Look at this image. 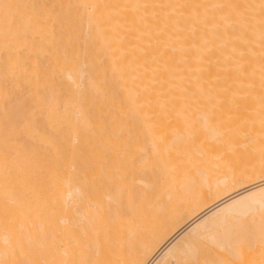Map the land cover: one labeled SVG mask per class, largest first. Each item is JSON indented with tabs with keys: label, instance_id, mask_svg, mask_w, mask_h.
Returning a JSON list of instances; mask_svg holds the SVG:
<instances>
[{
	"label": "bare ground",
	"instance_id": "bare-ground-1",
	"mask_svg": "<svg viewBox=\"0 0 264 264\" xmlns=\"http://www.w3.org/2000/svg\"><path fill=\"white\" fill-rule=\"evenodd\" d=\"M3 53L35 62L18 79L73 129L78 94L39 96L41 61L83 78L80 56L86 101L104 97L92 126L106 147L130 130L134 162L74 147L76 165L58 164L65 201L45 204L32 156L0 153V264H264V0H0ZM16 128L5 113L1 138Z\"/></svg>",
	"mask_w": 264,
	"mask_h": 264
},
{
	"label": "rangeland",
	"instance_id": "rangeland-1",
	"mask_svg": "<svg viewBox=\"0 0 264 264\" xmlns=\"http://www.w3.org/2000/svg\"><path fill=\"white\" fill-rule=\"evenodd\" d=\"M83 30H85V26ZM83 40L85 42L88 37L85 36ZM57 57L46 56L41 61L44 71L48 74L49 84L40 88L39 96L45 95L50 98L58 93V89L62 88H69L77 93L80 108L86 121L83 120L82 116L72 114L76 129L64 124H49L40 109L34 107L35 102L29 82L18 79L24 73L27 74L32 70L35 64L33 60H28L18 69L9 62L4 53L0 56V121L4 120L5 113H8L15 118L17 124L15 133H5L4 138L0 136V153L10 156L12 147L20 146L25 153L32 156L35 162L32 167L35 175L32 189L36 191L38 198L44 200L45 204L51 201L52 198H57L62 202L65 201V185H62V190H58V179L60 178L58 164L62 163L64 167H70L72 163L76 165L73 156L74 147L83 151L85 162L94 155L105 161L122 159L123 161L134 162L131 147L133 137L130 130L120 129L122 133L127 134L122 138L126 143L125 146L116 142L115 146L106 147L103 146L100 130L92 126L95 108L99 107L104 97L102 94L92 93L95 103L90 104L86 101V98L91 94L85 80V77L89 75V64L83 66L80 56L74 57V60H77L76 67L84 71V77L82 78L78 73L71 72L66 64L58 66L56 63ZM104 111L106 110L104 109ZM28 126L32 128L28 129ZM33 129L34 132L31 131ZM6 140L9 142L6 143ZM75 169L76 167L70 168L71 172H74ZM112 170L114 169L112 168ZM49 171H54L53 177H50ZM111 176L112 180L115 181V188H118L122 197L126 198L131 185L130 182L125 180L121 183L119 177ZM16 177L13 175V178ZM133 195L137 196V194ZM109 221L111 225L115 224L114 215L109 218ZM5 246L6 242L0 238V251ZM202 247L207 246L202 245Z\"/></svg>",
	"mask_w": 264,
	"mask_h": 264
}]
</instances>
